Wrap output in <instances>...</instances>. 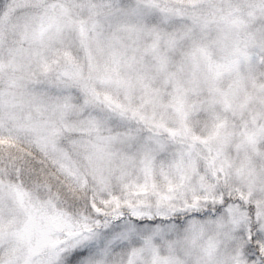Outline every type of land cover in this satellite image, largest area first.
<instances>
[{
    "label": "snow or ice",
    "instance_id": "obj_1",
    "mask_svg": "<svg viewBox=\"0 0 264 264\" xmlns=\"http://www.w3.org/2000/svg\"><path fill=\"white\" fill-rule=\"evenodd\" d=\"M0 264H264V0H0Z\"/></svg>",
    "mask_w": 264,
    "mask_h": 264
}]
</instances>
